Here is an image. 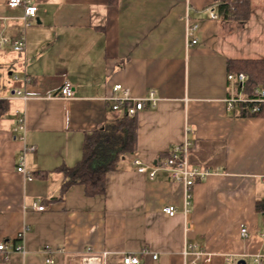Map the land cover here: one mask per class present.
<instances>
[{
    "label": "crops",
    "instance_id": "crops-1",
    "mask_svg": "<svg viewBox=\"0 0 264 264\" xmlns=\"http://www.w3.org/2000/svg\"><path fill=\"white\" fill-rule=\"evenodd\" d=\"M6 2L0 30L24 35L25 48L0 46V72L8 70L0 95L8 101L0 118V242L11 251L0 264H46L47 257L80 264L88 248L110 252L107 264L143 249L139 264H184L192 243L211 255L210 264L228 257L249 264L264 253V216L255 208L264 200V111L241 115L238 105L226 106L246 95L228 79L235 75L228 60L264 58V7L251 0L249 18L240 21L220 15L214 0H33L38 9L24 27L23 7ZM186 21L198 25L188 47ZM65 80L71 98L59 96ZM115 84L133 97L153 91L157 98L135 115L136 148L107 173L103 194L89 196L79 184L61 193L59 168L80 160L87 133L121 115L109 99ZM16 88L27 99L13 95ZM16 110L24 114V141L13 130ZM186 139L190 166L210 170L192 188L188 217L180 183L163 169L150 179L132 162L161 166ZM24 145L36 148L25 153L31 180L16 170ZM166 205L177 213L164 214ZM186 219L194 224L189 232Z\"/></svg>",
    "mask_w": 264,
    "mask_h": 264
},
{
    "label": "built area",
    "instance_id": "built-area-1",
    "mask_svg": "<svg viewBox=\"0 0 264 264\" xmlns=\"http://www.w3.org/2000/svg\"><path fill=\"white\" fill-rule=\"evenodd\" d=\"M7 7L16 8L18 6L23 7V15L21 16V21L24 27L29 25V20L33 19L36 15L37 6L33 0H7ZM210 18L216 19L218 16L213 10L209 13ZM6 20L5 17H0V26L2 22ZM185 27V43L186 46H190L197 42L194 36L198 29V25L195 23H190L186 21ZM10 45L15 52H21L25 48V37L24 35L19 36L17 39H11L6 36L2 30H0V46ZM13 80H19L17 75H12ZM228 79H235L242 86L246 75L244 73L229 74ZM23 83H28L29 78L23 77ZM113 95L109 97L112 101L111 109L113 112L118 114L126 113L129 116L136 115L137 112L143 110L147 105L154 107L157 101L156 96L153 91H149L147 95L136 98L130 93V90L121 84H115L112 88ZM13 95L19 96L24 100L27 99V94L22 89H14ZM59 96L62 98H71L73 96V88L69 81L65 80L63 85L59 90ZM235 105L246 106L247 111L250 113H259L261 108H264V85H257L254 88L253 96H238L229 97L226 100L227 110L234 109ZM13 130L18 133V138L24 141L25 138V119L24 114L16 110L15 111V125ZM191 147V142L189 140H184L180 144L173 145L169 151L168 155L161 166H150L143 164L139 159H134L132 162L136 166V170L139 173L147 174L150 179L156 176L158 170H166L171 177V180L180 183L184 188V210L183 214L188 217L190 214L189 206L191 204L192 198V188L194 184L198 181L203 180L209 175L210 170L202 169L199 167H192L189 164V150ZM34 145H24L22 151L17 156L16 170L22 173L28 180L32 179L30 173L25 170V153L26 151H35ZM33 208L36 210H43L42 205L33 204ZM164 214L168 216H174L177 213V209L173 205H166L161 210ZM185 231L189 232L194 229V224L186 219ZM241 235L246 236V229L241 228ZM264 236V233H262ZM17 238L23 240V232L17 235ZM16 250L24 252L23 244L17 246ZM10 249L5 242H0V260H7L10 255ZM146 253V250H141L138 253H123L121 255L122 264H139L140 257ZM110 252L104 251L100 254H94L88 248L86 254L81 257L80 264H107L106 258ZM184 257V264H210L211 255L204 250L200 249L196 244H186L182 251ZM156 258V254L152 255ZM243 260H232L230 257L227 258L226 264H243ZM54 260L51 257H47L45 260L46 264H53ZM244 264H246L244 262ZM249 264H264V253L254 254L251 256V262Z\"/></svg>",
    "mask_w": 264,
    "mask_h": 264
},
{
    "label": "trees",
    "instance_id": "trees-1",
    "mask_svg": "<svg viewBox=\"0 0 264 264\" xmlns=\"http://www.w3.org/2000/svg\"><path fill=\"white\" fill-rule=\"evenodd\" d=\"M218 12L224 18L245 21L250 16L251 0H214ZM228 71L244 73L246 79L241 88L247 96L254 95L257 85H264V58H238L228 60ZM5 88L0 72V95ZM8 110V101L0 98V118ZM241 115L250 113L246 106H239ZM136 116L126 113L119 115L84 137L80 160L71 167H60L63 175L60 192L64 193L72 185H82L89 196L101 195L105 191L108 172L114 170L119 159L136 148ZM168 155V153H167ZM256 210L264 216V200L256 201Z\"/></svg>",
    "mask_w": 264,
    "mask_h": 264
},
{
    "label": "rangeland",
    "instance_id": "rangeland-1",
    "mask_svg": "<svg viewBox=\"0 0 264 264\" xmlns=\"http://www.w3.org/2000/svg\"><path fill=\"white\" fill-rule=\"evenodd\" d=\"M254 5H259V6H261V7H264V0H254ZM12 71H15L16 73H18V71L17 70H12ZM1 73H2V80L3 79H6L7 77H8V70L6 69H2L1 70Z\"/></svg>",
    "mask_w": 264,
    "mask_h": 264
},
{
    "label": "water",
    "instance_id": "water-1",
    "mask_svg": "<svg viewBox=\"0 0 264 264\" xmlns=\"http://www.w3.org/2000/svg\"><path fill=\"white\" fill-rule=\"evenodd\" d=\"M244 264V263H243Z\"/></svg>",
    "mask_w": 264,
    "mask_h": 264
}]
</instances>
